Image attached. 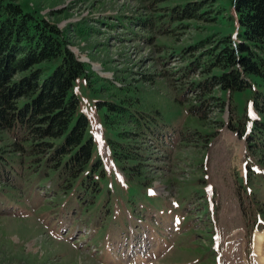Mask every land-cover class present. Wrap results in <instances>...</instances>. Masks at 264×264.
Masks as SVG:
<instances>
[{"label": "rangeland", "instance_id": "1", "mask_svg": "<svg viewBox=\"0 0 264 264\" xmlns=\"http://www.w3.org/2000/svg\"><path fill=\"white\" fill-rule=\"evenodd\" d=\"M20 1L65 30L70 49L88 64L90 82L79 77L72 91L79 98L78 111L88 117L91 161L101 159L103 175L94 170L100 183L95 201L73 198L74 213L64 208L62 214L55 206L63 195L51 198L53 192L46 193L41 183L34 188V177L23 181L16 194L23 205L14 203L22 208L0 212V264H258L254 241L264 223L256 220L253 199L264 201V181L245 180L244 139L224 124L231 116L242 117L250 89L231 95L214 89L224 103L209 110L206 126L196 128L186 123L196 117L187 108L193 91L183 92L184 105L174 99L181 94L177 88L197 72L180 77V56L158 59L197 39L233 31L230 0H208L204 9L210 12L186 21L180 35L156 36L155 42L165 46L160 52L130 31L142 30L130 21L150 0ZM148 74L151 79L143 81ZM126 89L137 106L160 108L169 128L163 139L149 142L153 148L144 171L152 176L150 185L145 174L131 176L130 164L113 156L108 139L123 126L107 127L97 103L120 98Z\"/></svg>", "mask_w": 264, "mask_h": 264}, {"label": "trees", "instance_id": "2", "mask_svg": "<svg viewBox=\"0 0 264 264\" xmlns=\"http://www.w3.org/2000/svg\"><path fill=\"white\" fill-rule=\"evenodd\" d=\"M164 1L167 0H150L144 13L130 21L142 29L130 30L131 34L157 52L165 50V46L155 42L156 36L180 35L189 25L186 21L203 18L210 12L204 9L208 0L157 5ZM230 10L233 31L215 39L212 35L197 39L158 59L178 55L184 63L180 77L188 78L197 72V77L184 88H177L181 94L174 99L177 105H184L183 92L193 91L187 108L196 117L186 123L196 128L206 126L209 110L224 103L223 98L212 94L214 89L229 95L250 89L251 111L245 108L241 118L233 120L231 116L224 124L244 139L245 180L264 181V0H230ZM120 24L129 29L128 23ZM69 43L65 30L20 0H0L2 213L22 208L14 205L21 201L16 194L22 192L23 181L31 177L38 179L34 188L41 183L46 193L53 192L51 198L57 194L64 196L55 206H60V214L64 208L74 212L70 210L74 207L73 198L85 201L90 197L92 202L100 191L94 170L98 168L99 175H103L101 159L91 161L93 138L86 134L88 117L78 111L79 98L72 91L79 77L90 82L88 64L74 54ZM152 75L148 74L143 81ZM124 91L120 98L98 99L97 103L104 108L103 122L107 127L123 126L116 128L115 139H108L113 156L130 164L131 176L145 174L144 182L150 185L152 176L144 171L149 165L145 162L150 158L147 151L153 148L149 142L162 139L169 128L160 108L139 107L129 95L130 90ZM174 129L173 125L171 130ZM197 133L204 138L209 135ZM37 191L44 196V192ZM253 201L257 203L256 220L264 223V201ZM67 202L68 207L61 206Z\"/></svg>", "mask_w": 264, "mask_h": 264}, {"label": "bare ground", "instance_id": "3", "mask_svg": "<svg viewBox=\"0 0 264 264\" xmlns=\"http://www.w3.org/2000/svg\"><path fill=\"white\" fill-rule=\"evenodd\" d=\"M254 255L258 264H264V232L255 235Z\"/></svg>", "mask_w": 264, "mask_h": 264}]
</instances>
